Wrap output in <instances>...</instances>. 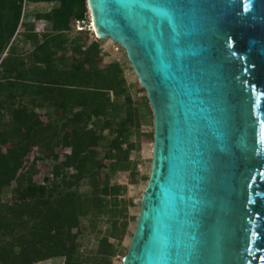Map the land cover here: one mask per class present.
Here are the masks:
<instances>
[{
  "label": "water",
  "instance_id": "water-1",
  "mask_svg": "<svg viewBox=\"0 0 264 264\" xmlns=\"http://www.w3.org/2000/svg\"><path fill=\"white\" fill-rule=\"evenodd\" d=\"M153 112L123 264H264V0H86Z\"/></svg>",
  "mask_w": 264,
  "mask_h": 264
},
{
  "label": "trees",
  "instance_id": "trees-1",
  "mask_svg": "<svg viewBox=\"0 0 264 264\" xmlns=\"http://www.w3.org/2000/svg\"><path fill=\"white\" fill-rule=\"evenodd\" d=\"M27 3L50 7L25 14ZM86 11V0H0V264L54 257L87 264L83 220L108 223L95 251L101 258L114 252L109 238L124 232L113 229L126 227L125 188L111 175L130 169V128L139 126L140 108L120 63L101 65L99 42L71 29ZM30 15L44 22L41 32ZM19 27L28 49L14 43ZM38 161L51 164L44 183L36 179Z\"/></svg>",
  "mask_w": 264,
  "mask_h": 264
},
{
  "label": "rangeland",
  "instance_id": "rangeland-1",
  "mask_svg": "<svg viewBox=\"0 0 264 264\" xmlns=\"http://www.w3.org/2000/svg\"><path fill=\"white\" fill-rule=\"evenodd\" d=\"M50 7L48 3H27L24 7L25 14L34 13L37 11H46ZM32 15V14H31ZM34 28L37 32H41L45 27L42 20H34ZM93 24V22H92ZM19 33L16 36L14 43L21 50L29 48L28 43H24L21 32L22 27L18 28ZM97 40L99 42L101 65H105L111 61H118L123 69V75L126 81L128 92L134 104L140 108V120L139 126H133L130 128L129 140L133 143V149L130 150L128 159L131 162L129 170H119L111 175V182L118 183L124 186L123 199L125 206V216L126 227L123 230L121 228V223H119L115 229H113V234L115 236L121 237L114 238L110 237L109 241L113 243L114 247L112 255H95V251L98 245V240L101 236L106 235L110 230L108 228V223L104 218L100 220H83L79 243L81 257L86 259L87 264H123V259L128 252L137 220L141 211V201L143 194L146 190L147 183L150 177L151 165H152V150H153V140H154V121L153 112H146L143 106V98L146 95V90L141 86L138 76L136 75L131 63L129 62L124 49L118 45L116 42L112 41L109 37L97 39L93 33H90L87 42ZM58 152L61 154L65 152V149H60ZM31 157V155H30ZM30 158H28V162ZM107 163V160L105 161ZM49 161H38L37 164V175L36 179H40L45 173L50 171ZM106 170V167H105ZM104 170V171H105ZM12 186L8 189L7 196H10V190ZM82 190H86L87 186L82 185ZM35 264H64V260L61 257H54L36 262Z\"/></svg>",
  "mask_w": 264,
  "mask_h": 264
},
{
  "label": "built area",
  "instance_id": "built-area-1",
  "mask_svg": "<svg viewBox=\"0 0 264 264\" xmlns=\"http://www.w3.org/2000/svg\"><path fill=\"white\" fill-rule=\"evenodd\" d=\"M71 29L75 30V31H87L89 33H93L95 35L96 38L98 37V34L96 33V31L94 30V27L92 25V20H91V14L89 9L87 8L86 11V18L85 19H73L71 21ZM69 150L66 149L65 152H68ZM45 176H49L51 177L52 174L50 172L45 173L42 177H40L39 181L40 183H44V179L43 177Z\"/></svg>",
  "mask_w": 264,
  "mask_h": 264
},
{
  "label": "bare ground",
  "instance_id": "bare-ground-1",
  "mask_svg": "<svg viewBox=\"0 0 264 264\" xmlns=\"http://www.w3.org/2000/svg\"><path fill=\"white\" fill-rule=\"evenodd\" d=\"M88 9H89V7H88ZM89 11H90V9H89ZM91 20H92V22H93V27H94V30L96 31V29H95V26H94V21H93V18L91 17Z\"/></svg>",
  "mask_w": 264,
  "mask_h": 264
}]
</instances>
